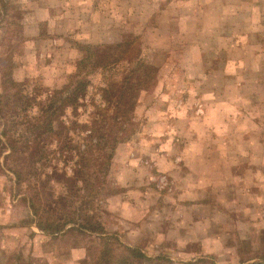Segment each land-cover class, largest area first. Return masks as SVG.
I'll return each instance as SVG.
<instances>
[{
	"label": "rangeland",
	"instance_id": "rangeland-1",
	"mask_svg": "<svg viewBox=\"0 0 264 264\" xmlns=\"http://www.w3.org/2000/svg\"><path fill=\"white\" fill-rule=\"evenodd\" d=\"M0 2H7L0 8V96L22 91L39 105L59 96L55 92L67 96L85 85L75 104L53 120V129L61 136H40L46 141L41 162H35L37 157L29 150L22 154V145L13 154L9 146L0 144V264H19L17 258L31 264H106L109 257L115 264L123 255L119 244L143 253L137 260L131 258L132 264H239L252 259L264 264V0ZM81 7L85 11L80 12ZM78 15L89 17L85 31L91 41L75 38ZM61 36L66 45L60 43ZM88 45L103 48L91 61L85 51ZM24 66L27 70L21 69ZM213 91L229 104L206 113ZM131 93L134 104L129 101ZM39 111L36 106L32 117ZM229 117L236 120L232 130L249 140L242 143L237 137L230 146L254 151L253 157L240 155L236 165L241 170H259L256 176L247 175L255 176L253 184L257 183L248 194H261L262 199L249 207L241 202L250 196L244 195V189H250L248 180L246 185L213 195L240 199L234 210L242 216L232 221L222 207L221 222L213 227L225 232L222 246L234 244L228 233L237 234L236 252L222 249L218 255H204L198 244L191 253L168 252L176 231H171L169 242L165 225L157 227V236L136 238L131 230L138 223L126 221L114 204L118 196L135 200L134 168L138 167L140 179L150 183V196L158 192L163 199L180 198L173 179L157 171L162 161L171 160L179 167L198 165L212 172L222 164L221 156L206 160L196 156L197 150L188 151L191 145L184 131L201 118L216 123ZM7 124L14 137L21 133V139L32 142L34 127L14 130L15 123ZM204 132L199 121L193 141ZM198 143L204 151L203 143ZM252 144L256 150L247 146ZM76 170L81 174L76 176ZM15 172L23 177L20 185ZM246 174L236 175L233 183L246 180ZM32 200L40 217L33 215ZM40 218L51 224L73 218L104 229L106 235L82 236L69 225L50 237L36 226ZM101 236L115 237L118 243L101 244ZM91 239L96 241L90 244Z\"/></svg>",
	"mask_w": 264,
	"mask_h": 264
},
{
	"label": "crops",
	"instance_id": "crops-1",
	"mask_svg": "<svg viewBox=\"0 0 264 264\" xmlns=\"http://www.w3.org/2000/svg\"><path fill=\"white\" fill-rule=\"evenodd\" d=\"M79 11H85L84 7H81ZM88 20L89 17L86 18L85 15L77 16L75 24L76 27L74 30L75 38L77 40L88 38V40L91 41V36H89L85 31ZM59 41L61 44L66 45V42L62 36L59 37ZM27 68V66H24V68L21 69L27 70ZM204 74L207 75L206 73ZM226 74L229 77L232 75V73ZM209 75H212V73ZM188 77L189 73H187V78ZM187 82L189 83V81ZM220 89L221 85H219L218 91ZM227 89V92L229 93V87L226 86L225 90ZM218 91L212 92V102L206 105V113L211 110L210 108L218 109L219 107L222 108L223 105L229 104L227 103V99H223L219 96ZM199 121L200 126H202L205 132L202 135H199L197 139L193 141V137L195 136L194 129L197 124H199ZM235 122L236 120L231 117L218 120L216 123L215 121L212 122L208 118H201L196 120V124L194 122L190 123L191 127H187V130L184 131V134L188 139L187 141L189 145H191V149L188 151L197 150L198 154H196V156L206 160L210 159L212 155L219 154L223 161L222 164L220 163L218 168L213 169L212 172H207L205 167L198 165L190 166L187 164L179 167L174 165L171 160L170 162L168 160L162 161L161 166H159L157 171L165 172L173 179L174 184L179 188L178 192L180 194V198L178 199L169 196H166L163 199V197H159L158 192H154L152 193L153 196H150L149 194H151V192H147V189H149L147 187H149L150 183L148 181L145 182L144 179H140L141 177L139 173L135 171L138 167L134 168V171L132 172V181L135 184V200L129 201L126 200V197L121 198L118 196L114 201V204L118 211L125 214L124 216H126V221L128 220L138 223L137 226L135 225V229L131 230L132 232H135L136 238L143 239L146 235L148 238L157 236V233H155L156 231H159L157 227L165 225L166 230H164V234L169 242L171 237L170 233H172L171 231H176V238L171 239L174 241H172L173 245H171L170 251L168 252L191 253L195 248L194 245L197 244L198 246L202 245V249L199 251V253L204 255H218V253H221L222 249H228L229 254H234L236 252L235 248L237 247V239L235 238L237 234L233 231L231 232L232 235L231 233H228L229 236L234 238V244L222 246L220 243L225 232H217L213 227L214 224H217L214 222L218 220L221 222V214H219V209L222 207V209L225 211L224 215L230 217L232 221H237L239 216H242L239 215V213H236L237 210H234L238 204V201L240 202V199L237 200V198L229 197L221 198L220 196L213 197V195H217L223 190H230L232 188L234 189V187L237 185H246V181L248 180L247 186L249 185L250 189H244L246 193L244 195L250 196L243 198L241 202L246 201V207H249L254 203L257 204V202H260L262 199H260L261 194H248L252 191V189L257 188V183L253 184L255 182L253 178L256 176L254 174L255 171L259 173V170H255L252 167H248L246 170H241L240 167L236 165L235 161L239 159L240 155L253 157L254 151L252 152L250 148H246L244 151L235 150L232 146H230V143L236 141L237 137L242 138V143H247V141H249L247 140L248 137L238 134L239 130H232V128L236 126V124H234ZM197 130H201V128L198 127ZM215 130L218 132H215ZM250 139H252V142H257L254 136H250ZM198 142L203 143L204 151H202L200 148V143ZM221 142L225 143V147ZM258 142L260 141L258 140ZM196 143L197 147L195 146ZM247 146H252V148L256 150V146L254 144ZM247 146L245 145V147ZM240 173H247L245 176L247 179H244L242 182L240 181L238 184L233 183V180L236 182V177ZM251 173L255 176L248 177L247 175ZM240 179L243 180L241 177ZM126 185L127 183L123 184L124 187ZM238 188H240V186ZM207 190L210 191L209 197L206 195ZM209 206L212 207L208 209L207 207ZM224 206L227 208H224ZM245 209L248 210L249 208ZM243 219L244 221H247L248 218L246 217V214L244 215ZM146 225L147 229H145ZM152 225H155L156 229L153 228ZM202 257L203 256H200L199 258ZM256 260L259 259H252L239 264H255L258 262ZM259 262H262V260ZM214 264L221 263L216 262Z\"/></svg>",
	"mask_w": 264,
	"mask_h": 264
},
{
	"label": "trees",
	"instance_id": "trees-1",
	"mask_svg": "<svg viewBox=\"0 0 264 264\" xmlns=\"http://www.w3.org/2000/svg\"><path fill=\"white\" fill-rule=\"evenodd\" d=\"M7 2L5 4H2L0 2V8H5ZM103 49L102 47H94V46H85V51L88 53V60L91 61L93 57H95V54L99 52V50ZM87 61V59H86ZM85 59L81 61V63L86 62ZM13 87H18V84L12 82ZM76 91H74L72 94L65 96L66 92H55L56 94H59V96L51 97L47 99L46 101H42L39 103V105H36L34 103V98L27 96L22 93V91H18L17 93L9 94L0 96V138L4 139L5 143H3V140L0 139V144H5L6 146H9L10 151L14 154L19 153V145H22V148L20 151H22V154L26 153V150H29L31 154H33L37 159H35V162L39 163L43 160V150H42V144H45L46 141L44 139H40L41 135H46L49 136L52 134L55 137L61 136L60 131H55L53 129V120L60 116H63L64 113L66 112V108L68 106H71L72 104H75L76 102V95L84 90L85 85L81 84ZM134 94H130V103L134 104L135 96ZM59 102H61L60 105ZM12 104V107L10 106ZM38 107L40 109L39 114L37 117H32V112L35 107ZM58 120V118H57ZM7 123H15V129L18 130L19 126L26 125L30 127H34L32 130L31 138L32 142L29 143V140H24L21 139L22 135H18L17 137H14L13 134L10 131V128ZM61 130V127H60ZM14 132V131H12ZM18 131H16V134ZM51 135V136H52ZM8 144V145H7ZM47 145H51V143H47ZM98 145H101V141L98 142ZM44 148H46V144L44 145ZM5 149V147H3ZM84 155V153H82ZM85 159V158H84ZM85 167V165H83ZM81 174L80 170H76V176ZM15 178H16V184L20 185L23 181V177L19 175V173H14ZM37 196V195H36ZM52 195L50 194V197ZM30 207L32 209L33 215L40 217V211H39V206L36 204L35 201H30L29 202ZM37 205V206H36ZM48 213L49 211L46 210ZM77 218H79V214H76ZM41 219V218H40ZM36 221V226L38 227L39 230L44 232L47 235H50V237H55V235L63 232L69 225H72L71 230L72 231H77L79 234L84 236L87 232L90 234H101V235H106V232L104 229H96L91 225L90 223H82L78 222L76 219H64L60 218L57 223H49L52 221L46 220L41 221L35 220ZM47 222V223H46ZM70 230V228L68 229ZM67 230V232H68ZM63 238V236H60ZM90 238V237H88ZM101 244H109L113 242L118 243V239L115 237H100ZM96 240H89V243L91 244ZM119 247L122 248L121 253L123 255L120 256L121 260H117L115 264H132L131 258L137 260L139 257H144L143 253L140 252L138 249H133V248H124L122 245L119 244ZM90 248V247H89ZM107 255V254H106ZM102 260L104 258H101ZM19 261V264H31L27 259H16ZM29 262H27V261ZM112 258L109 257V259L106 258L105 261H107L106 264H112ZM146 261L150 262L151 260L146 259ZM39 263V262H38Z\"/></svg>",
	"mask_w": 264,
	"mask_h": 264
}]
</instances>
